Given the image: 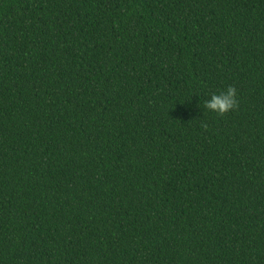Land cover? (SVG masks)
Listing matches in <instances>:
<instances>
[{"label": "trees", "instance_id": "16d2710c", "mask_svg": "<svg viewBox=\"0 0 264 264\" xmlns=\"http://www.w3.org/2000/svg\"><path fill=\"white\" fill-rule=\"evenodd\" d=\"M0 264H264V0H0Z\"/></svg>", "mask_w": 264, "mask_h": 264}, {"label": "clouds", "instance_id": "9594fccd", "mask_svg": "<svg viewBox=\"0 0 264 264\" xmlns=\"http://www.w3.org/2000/svg\"><path fill=\"white\" fill-rule=\"evenodd\" d=\"M238 104L239 98L237 89L233 86H229L220 94H213L210 99L205 102L204 107L210 111L216 112L219 115H223L236 109Z\"/></svg>", "mask_w": 264, "mask_h": 264}]
</instances>
